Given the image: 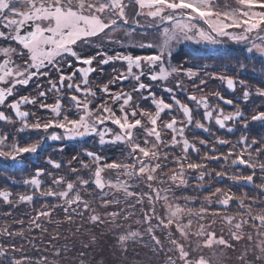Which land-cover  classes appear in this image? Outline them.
Returning <instances> with one entry per match:
<instances>
[{
  "label": "snow or ice",
  "instance_id": "snow-or-ice-1",
  "mask_svg": "<svg viewBox=\"0 0 264 264\" xmlns=\"http://www.w3.org/2000/svg\"><path fill=\"white\" fill-rule=\"evenodd\" d=\"M132 4L136 6L134 15L128 11ZM235 5L221 7L218 0H0V40L8 42L7 46L0 45V122L19 124L12 142L7 133H0V165L27 167L25 160L38 156L48 142L64 144L86 137L96 140L101 147L122 144L126 150L123 160L109 162L110 158L101 152L82 149L67 162L68 174L75 176V180L37 165L30 176L23 179L24 185L31 186V193L16 194L13 201L11 191L0 190V198L13 206L48 198L58 203L43 204L34 210L27 230L20 220V231L10 232L5 227L0 229V235L24 237L25 231L41 229L42 218L51 223L56 208H62L69 223L73 216L84 218V213L88 212L87 220L91 223L107 221L116 225L118 218L130 219L135 214L132 210L139 205L143 219L135 223L147 225L144 231L156 247H164L156 230L167 233L171 255L166 264H212L201 250L215 246L232 248L230 240L240 241L245 235L252 241V231H244L246 225L262 237L256 244V259L264 261V200L259 197L246 200L216 188L196 209L189 207L195 202L194 197H178L173 191L186 188L189 179L198 181L194 186L196 190L203 189L204 180L213 176L212 172L205 171L204 161L223 160L226 166L230 161L232 167L250 170L248 175L236 173L229 177L233 183L252 186L264 194V162L260 161L264 156V103L253 105L247 111L241 107V104L247 107L253 97L264 101V0H235ZM150 30L159 34L158 40L140 46L155 49L153 54L133 55L114 48L113 54H109L108 45L123 48L138 31L147 33ZM120 33L127 39L119 38ZM181 42L194 43L196 53L193 55L201 50L204 55L232 57L233 51L238 55L219 72H208L207 64L187 60L184 64L172 65V50ZM85 47L94 48V54L85 55ZM221 49L226 51L221 52ZM17 57L21 62H17ZM254 59L261 64L259 70L252 69L254 73L258 71L254 78L259 79V83L250 85L240 76L248 73L245 60ZM109 63H122L125 67L113 68L112 77L99 87L98 95L90 75L102 71ZM188 64L191 66H185ZM229 69L235 75H228ZM202 76L221 81L233 93L239 87L238 102L235 97L225 98L218 91L214 93V98L230 106L232 111L225 112L219 103H211L209 96L202 94L201 86L207 84ZM145 77L148 83L144 82ZM181 77L193 87L188 89ZM170 78L175 80L173 86L167 85ZM197 79L199 84L195 83ZM34 81H41L36 83V95H14L18 87H27ZM126 81L131 82L128 91L122 86L113 90L114 85H123ZM156 84H164L162 92L167 94V100L164 95H156L153 90ZM180 94L185 95L187 102L178 98ZM50 98L51 103L48 102ZM97 100L101 102L96 103ZM142 101H150L149 107H143ZM192 104L195 108L190 106ZM26 105H38L51 115L37 116L34 111L24 110L22 106ZM200 108L203 109L202 119H196L194 113ZM9 110L15 120L8 114ZM163 115L169 118L165 120ZM213 122L228 133H233L239 125L243 134L235 142L217 136L213 144L230 145L228 152L218 155L206 152L198 157L200 162H193L189 151L199 154L197 143L208 147V141H191L186 132L195 129L213 135L210 127ZM253 127L258 128L259 134L250 138ZM25 132L36 133L38 138L33 141L29 136L21 142L17 137ZM168 148H178L181 154L169 153ZM56 151L63 152L64 148ZM209 151L216 153L218 149L212 146ZM83 157L89 162L85 163ZM74 161L79 168L72 167ZM169 162L175 168L165 173ZM44 164L54 170L62 167V163L51 156L44 158ZM81 170L88 173V178H84ZM257 172L261 175L257 176ZM214 175L223 179L227 173L216 171ZM45 176L51 179L47 188L43 187L47 183L42 179ZM256 179L262 183L257 185ZM141 183L143 189L133 190ZM90 187L100 193V207L107 210L115 206L116 210L105 211L102 218L92 202L84 198L83 193ZM121 194L123 200L119 198ZM232 201L246 213L238 220L226 212L221 215L218 211H210L207 206L215 202L227 209ZM122 204L125 207H120ZM157 205L163 209V215ZM254 208L259 210L254 211ZM208 216L213 217L212 223L219 217L229 226V239L223 234L218 236L214 230L209 231L211 224L205 222ZM194 218L198 226L195 232L192 231ZM141 235L140 231L129 228L127 234L118 239L123 247L126 240H135ZM193 237L197 241L195 244ZM56 238L58 234L53 236ZM55 255H59L58 249ZM0 264H49V261L44 256L34 259L25 252L23 245L17 247L9 239L6 244L0 243Z\"/></svg>",
  "mask_w": 264,
  "mask_h": 264
},
{
  "label": "flooded vegetation",
  "instance_id": "flooded-vegetation-1",
  "mask_svg": "<svg viewBox=\"0 0 264 264\" xmlns=\"http://www.w3.org/2000/svg\"><path fill=\"white\" fill-rule=\"evenodd\" d=\"M154 31V30H153ZM145 35H149V39H147L145 37ZM159 37L158 33H144L142 31L137 32L130 40L127 41V43L125 44V46L123 48L119 47V46H115V45H108L107 47L109 48V54H113L112 49L114 48L115 51H123V52H130L133 55H150L153 54L155 52V49H150V48H143L140 45L142 43H147L149 41H157ZM119 38L121 39H127L123 33L119 34ZM6 41L0 40V45L3 46H7ZM131 45V46H129ZM12 47H16L15 44H12ZM194 46L192 44H190L189 42L187 44H185L184 42H181L177 45L174 46L173 48V54L171 57V64L172 65H181L184 64V62L190 61L191 63H197V61H200V58H198V54L200 52H202L203 50H201L199 53H197L196 55H193V53H196V46L195 48H193ZM19 51V49H17ZM221 52L223 51L222 49L220 50ZM83 52L85 55H92L95 52L94 48H87L85 47L83 49ZM211 58H209V60H206V64L209 66L208 67V72H219V71H223L224 67L223 64V58L221 56H212L210 55ZM17 59V62H21L19 60V58H15ZM205 65V64H204ZM185 66H191V64L185 65ZM125 67L124 64L122 63H117V64H112L109 63L108 65H104L102 67V71H97L95 73H92L90 75V80L93 82V84L96 86V90H97V94L100 95L98 89L100 86H102L105 82H107L113 75V68H117V69H123ZM66 71L70 72L71 69H67ZM229 70L227 71V74L230 75ZM54 75V74H53ZM248 76L244 75V76H240V79H244L245 81H247L250 85H256L255 84V80L256 78H254L253 76H251L250 74H247ZM201 78H205L207 79V84L201 86L203 88V95L209 96L210 98V102L213 104L219 103V106L224 108L225 112H229L232 111V108L228 105L223 104V102H218L215 98H214V93L215 92H220L221 95L225 96V98H236L237 102H238V98L240 96V89L239 87H237V90L235 93H233L231 90H228L226 88V84H223L221 81L217 80V79H210L207 77H201ZM181 79H184L183 77H181ZM41 82V81H34L32 83H30L29 86L24 87V88H17V92L14 95H36V83ZM145 83H148V79L145 77L144 80ZM175 83V80L170 78L169 81L167 82L168 86H173ZM184 83L185 86L188 89H191L193 87L192 83L190 81H188L187 79H184ZM196 84H199V80L197 79L195 81ZM124 87L125 91H128L130 86H131V82L130 81H126L124 82L123 85L117 84L113 86V90H118L120 87ZM164 87V84H156L154 87V91L156 93L157 96H161L164 95L166 100H167V94L162 92V88ZM146 94V93H145ZM198 95L200 93H197ZM54 95V94H53ZM179 99H181L182 101H186V97L184 94H180ZM49 103L52 102V99L50 98ZM100 100H97L96 103H100ZM170 102V101H169ZM261 103H264V101H262L259 98H255L253 97L251 100V103H249L247 105V107H245V105L241 104L242 108H245V111H247V108L252 107L253 105H259ZM150 105V101H142V106L145 108H148ZM191 107L195 108V105L192 104L190 105ZM24 108V110H29V111H34L36 113L37 116L43 117V116H49L51 115V113L49 111H45L42 109H39L38 105L36 106H31V105H26V106H22ZM2 110V109H0ZM202 113H203V109L200 108L198 112L194 113V116L196 119H202ZM9 115H12V118L15 120L16 117L14 116L13 113H11V111L9 110L8 112ZM163 118L165 120H167L169 117L167 115H163ZM179 118V117H178ZM31 122V120H30ZM111 126V125H109ZM19 127V124H6L4 122H0V133H7L9 136V142H12V138H13V134L15 133L16 128ZM211 132L213 133V135H210L209 133L204 132L203 130H195V129H191L189 131L186 132V135L188 136V139L191 141H199L201 139L203 140H207L208 141V147H204L201 146L199 143H197V147L200 148V152L199 154H195L191 151H189V156L192 159V156L194 157V159L196 161L194 162H200L198 157H202L206 152L209 153V155H218L221 153H227L229 150L230 145H225V146H220V145H214L213 142L215 141L216 137H222L224 139H228L230 141L235 142L242 134H243V130L240 129L239 125L236 126V130L233 133H228L226 131V129L221 130L219 129V127L217 125H215V123L213 122L211 125ZM259 134V130L256 127H253L250 130V138L253 136H257ZM42 135V133H41ZM31 136L32 140L34 141L35 139L38 138L36 133H32V132H25L24 134L20 135L19 137H17L18 139L21 140V142H25L26 138ZM140 138L143 139L142 134L140 135ZM215 146L218 151L216 153H212L209 151V149ZM63 147L64 151H56V149ZM90 149L93 151H97V152H101L103 155L107 156L110 158L109 162H111V160H123L126 154V150L124 149V146L122 144H116V145H109V146H105V147H101L98 145V143L96 142V140L92 139V138H84L83 140H80L79 142L77 141H66L64 144H61L60 142H48L47 144L44 145V150L41 151L39 153L38 156L33 155L30 158L25 160V164L27 165V167L25 166H16V167H4L2 165H0V190H9L13 193V197L12 199L15 200L16 199V194H25V193H31L32 192V188L31 186H26L23 184V179L28 178L30 176V174L32 173L33 169L39 165L41 167H46L48 168L49 171H53L55 175H67V179L69 180H75V176H72L69 173V169L67 168V162L69 160L72 159L73 156H75L78 152H80L82 149ZM166 151H168L169 153H175L176 155H180V149L176 148H168L166 149ZM237 151H239V147H237ZM253 155H255V149H253ZM47 156H51L54 160H57L58 162L62 163V167L59 170H54L52 169L50 166L45 165L44 164V158ZM235 157H231L230 159H234ZM85 163H88V158L83 157ZM260 161L264 162V156L260 157ZM204 163L207 164V168L205 169V171L207 172H212L213 176L209 179L206 178L205 180H207V189L210 191L214 192L215 188H221L222 190H224V188H226L225 190L227 192H230L234 195H237V197H240L241 195L244 196V198L246 200L252 199V198H256L259 197L261 200H264V194H261L260 191H258L256 188L252 187V186H246L243 184H237V183H233L229 177H231L232 175L236 174V173H243L244 175H248L250 174V170L244 168V167H232L230 165V161L229 164L226 166L225 165V161L223 160H219V161H204ZM72 167H76L79 168V164L77 162H73ZM175 167V165L171 164V162H169V167L164 169V171L166 170H173V168ZM216 171H224L227 173V175L223 178V179H219L216 178L214 173ZM81 173L83 174L84 178H88V173L84 170H81ZM2 175H6L7 176V183L4 182V177H2ZM261 175L259 172H257V176ZM42 179H44L45 181H47V183H45L43 185L44 188H47L49 186V184H51V179L47 176L43 177ZM15 180L16 183H12V181ZM255 183L258 185L260 183H262L261 180L256 179ZM6 186V188H5ZM245 194H247V196L245 197ZM43 200V199H42ZM28 206H30L29 203H26ZM25 203L23 204L25 207L27 206ZM22 203L19 204V206H21ZM27 206V207H28ZM254 211H258L259 208H254Z\"/></svg>",
  "mask_w": 264,
  "mask_h": 264
},
{
  "label": "trees",
  "instance_id": "trees-1",
  "mask_svg": "<svg viewBox=\"0 0 264 264\" xmlns=\"http://www.w3.org/2000/svg\"><path fill=\"white\" fill-rule=\"evenodd\" d=\"M111 174L108 173V175ZM143 188L144 186L141 183L139 187L133 190L140 191ZM87 193L92 194L88 195ZM83 194L85 199L92 202L93 208L96 209L98 214L102 215V218L105 211H111V207L107 210L100 207L101 201L98 191L90 187ZM119 198L123 200L122 194ZM55 203H58V201L52 198L47 200L36 199L30 206L25 203L28 207H25L24 203L21 206L19 204L13 206L12 204L0 202V229L7 227L10 232H18L21 230L19 221L23 220V228L27 230L29 227L28 221L35 214L34 210L39 209L43 204ZM121 207H125V205L122 204ZM144 207L146 210L147 202H145ZM132 211L135 214L128 220L121 217L120 223L116 224L120 227H116V225H112L107 221L103 224L91 223L87 220L88 212L84 213V218L73 216L72 222L69 223L62 208H56L53 211L51 223L47 218H42L41 229L33 228L31 232L25 231L24 237L6 238L0 235V243L6 244L10 239L17 247L23 245L25 252L34 259L41 256L47 257L49 264H166L167 257L171 255L168 252L167 233L159 229L156 230L155 234L158 238L160 232L165 233L163 239H161L164 245L163 249L156 247L154 241L144 231L147 225L135 223L137 219H143L140 206L137 205ZM7 213H11V215H6ZM57 220L61 223L57 224ZM129 228L140 231L142 235L135 240L138 242L136 245L133 244V241L126 240L122 247L118 237L126 235ZM43 229H46V231ZM56 234H58V238L53 239ZM93 237H95L94 242ZM30 240L33 243H30ZM57 249L59 255H55Z\"/></svg>",
  "mask_w": 264,
  "mask_h": 264
},
{
  "label": "rangeland",
  "instance_id": "rangeland-1",
  "mask_svg": "<svg viewBox=\"0 0 264 264\" xmlns=\"http://www.w3.org/2000/svg\"><path fill=\"white\" fill-rule=\"evenodd\" d=\"M218 3L221 7H223L225 4H228L232 7L236 6L235 0H218ZM135 10H136V6L134 4L130 5V7L128 9L129 14L134 15ZM138 32L140 33V31H138ZM147 33L154 34L157 32L150 30ZM145 37L147 38V37H149V35H145ZM147 39H149V38H147ZM184 43L187 44L188 42H184ZM189 43L194 46L193 48H195L194 43H192V42H189ZM222 50L226 51L225 49H222ZM236 55H238V52L233 51L232 57H235ZM221 57L223 58V61L225 64L230 65L233 63L232 57H229V56H221ZM198 58H200V61H197V63L204 65L207 63L206 60L207 59L209 60V58H211V56L210 55H204V53L202 51L198 54ZM240 58L243 59L242 56ZM245 63L248 64V73L247 74H250L251 76L256 77L258 75V71L256 73H254L252 71V69L255 68V69L259 70L261 68L260 61L255 60V59L252 61L245 60ZM225 64H223V67ZM228 73L230 75H235V73L231 69H229ZM247 74H245V75L248 76ZM258 83H259V79L256 78L255 84H258ZM191 160L193 162L196 161L193 156H192ZM171 171H172V169L166 170L164 172L170 173ZM111 175H113V174H111ZM189 175H195V173H190ZM2 177H4V182L7 183V176L2 175ZM197 183H198V181H196L194 179H189V184L186 188L179 189V190H177L175 188L173 189V191L175 192V195L178 197H184V196L194 197L195 202L190 204L189 207H193L196 209L201 207V205L204 203V197H207V196L211 195V193H213V191H211V193H210V191L207 189V180H204L203 183H204L205 187L201 190H196L194 188V186ZM5 188H6V186H5ZM215 189H214V191H215ZM225 189L226 188H224V191H226ZM235 196L237 197V195H235ZM240 198H244V196L241 195ZM1 199L2 198H0V202H3V200H1ZM4 204H7V203L4 202ZM207 206L209 207L210 211H218L221 213V215L225 214V212H226V214L236 217L237 220L239 219L240 216L246 215V213L241 212L240 208L238 207V203L235 201L230 202L227 209H224L222 207L217 206L215 204V202L212 205H207ZM120 207H121V205H120ZM157 208H158V211H160V214L163 215V209L160 208L159 205H157ZM114 210H116V207L115 206L111 207V211H114ZM120 219H122V218L117 219L116 224L120 223ZM212 221H213V217H211V216L206 217L205 222L207 224H211V228L209 229V231L214 230L218 236L223 234L225 239H229V236H228L229 226L226 223L222 222L219 217L215 218V223H212ZM234 223H235V221H234ZM112 225H114V224H112ZM197 228H198V226H197V223H196L195 218H194V222L192 225V231L195 232L197 230ZM221 229H223V233H221ZM232 230L235 231L234 228ZM244 231H245V233H247L248 231H252V234H253V240L252 241H248L247 237L245 235V237L243 239H241L240 241L230 240V242L233 244L232 248H224L223 246H215L212 249L203 248L201 250V253L206 258L211 259L212 264H249V262H250V264H264V261H259L256 259V255H258V249L256 248V244L259 241V239H261L262 237H258L256 235L255 231L250 229L247 225L245 226ZM163 234L165 235V233L160 232V234L158 235L160 240L163 239ZM147 236L150 237L149 235H147ZM135 240H127V241H133V244L136 245L138 242ZM192 240H193V244H195L197 242L195 237H193ZM214 253L216 254L215 256L213 255ZM241 257H243V259H241ZM217 258H218V261H217Z\"/></svg>",
  "mask_w": 264,
  "mask_h": 264
}]
</instances>
